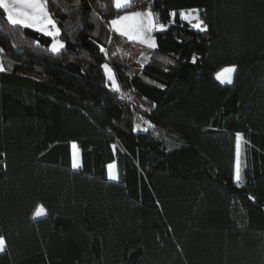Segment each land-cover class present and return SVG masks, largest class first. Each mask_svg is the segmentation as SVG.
I'll list each match as a JSON object with an SVG mask.
<instances>
[{"label":"trees","instance_id":"trees-1","mask_svg":"<svg viewBox=\"0 0 264 264\" xmlns=\"http://www.w3.org/2000/svg\"><path fill=\"white\" fill-rule=\"evenodd\" d=\"M57 4L59 53L0 9V264H262L264 0H149L166 28L140 72L109 44L128 8ZM193 8L207 31L180 18Z\"/></svg>","mask_w":264,"mask_h":264},{"label":"snow or ice","instance_id":"snow-or-ice-1","mask_svg":"<svg viewBox=\"0 0 264 264\" xmlns=\"http://www.w3.org/2000/svg\"><path fill=\"white\" fill-rule=\"evenodd\" d=\"M51 3L57 5V0H51ZM114 6L117 9L132 7L131 0H114ZM104 7V5H101ZM0 9L3 10L5 14L7 23L12 26H21L33 28L36 31L41 32L44 35H47L52 38V43L50 49L53 53H59L61 49L65 47V43L62 40L57 39L61 34V28L58 26V21L54 19L55 13L49 10V0H0ZM199 9H188L181 10L179 16L182 20L187 21L191 27L198 29L201 32L207 31V24L200 16ZM95 15V13H94ZM173 22H175V17L177 13L173 11L171 14ZM156 16L151 11V9L146 12H132L128 15L119 16L117 19L111 21V26L115 31L119 32L121 35L126 36L129 40L139 41L141 43L147 44L151 48H155L156 44L154 39H150L145 36L146 32L152 30H165L166 26L164 24L156 25L155 24ZM145 20L147 24L145 25ZM128 22V23H126ZM37 45L39 41H36ZM101 52L107 55V51L101 46ZM0 51H3L0 49ZM115 55V53H113ZM196 57L193 56L192 62L195 63ZM170 62V61H169ZM105 69L108 79L112 82L114 89L119 90V85L116 82L115 75L109 65L106 63L102 65ZM0 71H5L3 63L0 62ZM236 71V66H230L223 69L221 72L216 74V79L223 84H232V73ZM161 87H163L161 85ZM155 107V105H153ZM147 111H150L148 109ZM150 125V122H147ZM242 134H236V150H237V163L234 180L238 186L242 184V178L240 174V148H241ZM73 149H76V144L73 143ZM115 147V146H113ZM3 155V154H0ZM73 168L81 167V164L76 157V154L73 155ZM113 165H109V168H113ZM110 178L115 180L118 177L110 173ZM254 199V198H253ZM45 214L43 206H39L38 210L34 213L35 216H41ZM7 240L6 237L0 235V252H3L6 248Z\"/></svg>","mask_w":264,"mask_h":264},{"label":"crops","instance_id":"crops-1","mask_svg":"<svg viewBox=\"0 0 264 264\" xmlns=\"http://www.w3.org/2000/svg\"><path fill=\"white\" fill-rule=\"evenodd\" d=\"M131 3L133 5L132 7H127V10L116 16L114 19H117L119 16L128 15L132 12H146L149 10V0H131ZM144 23L146 25L147 21L145 20ZM110 29L111 34L109 44L114 50L115 55L120 60L124 61L134 72H140L145 64V58L151 54L154 48H151L147 44L139 41L129 40L126 36H123L119 32L115 31V29L111 26V22ZM145 36L150 39H154L156 44L154 30L146 32ZM58 38L59 37H57V39Z\"/></svg>","mask_w":264,"mask_h":264},{"label":"rangeland","instance_id":"rangeland-1","mask_svg":"<svg viewBox=\"0 0 264 264\" xmlns=\"http://www.w3.org/2000/svg\"><path fill=\"white\" fill-rule=\"evenodd\" d=\"M59 39V38H58ZM0 62H2V60H1V56H0ZM230 66H233V65H227V66H225L224 68H222L221 70H219L218 71V73L219 72H221L223 69H225V68H227V67H230ZM233 78H234V73H232V80H233ZM76 144V143H75ZM73 145V144H72ZM73 151H74V153L76 154V157L78 158V160H79V162H80V164H81V151H80V148L77 146V144H76V149H73ZM240 160V159H239ZM236 163H237V158H236ZM109 165H113L114 167L113 168H109V174L111 173V174H113V175H116L117 177H118V174H117V166H116V162H112V163H110ZM41 206V205H40ZM38 208H39V206H38ZM38 208H37V210H38ZM44 208V207H43ZM36 210V211H37ZM45 210V209H44ZM234 214L236 215V217H237V219L239 220V221H241V220H243V218H244V211H243V209L241 208V206L239 205V203L237 202V201H235V203H234ZM46 215V210H45V214L44 215H41V216H35L34 215V217L35 218H40V217H43V216H45ZM1 253V252H0ZM262 264H264V260H263V263Z\"/></svg>","mask_w":264,"mask_h":264}]
</instances>
